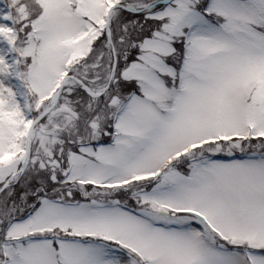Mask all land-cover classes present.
<instances>
[{
  "label": "snow or ice",
  "instance_id": "obj_1",
  "mask_svg": "<svg viewBox=\"0 0 264 264\" xmlns=\"http://www.w3.org/2000/svg\"><path fill=\"white\" fill-rule=\"evenodd\" d=\"M0 264H264V0H0Z\"/></svg>",
  "mask_w": 264,
  "mask_h": 264
}]
</instances>
